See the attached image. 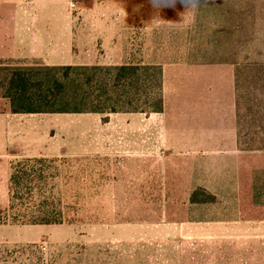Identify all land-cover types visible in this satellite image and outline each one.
Returning <instances> with one entry per match:
<instances>
[{
  "label": "rangeland",
  "instance_id": "374dc122",
  "mask_svg": "<svg viewBox=\"0 0 264 264\" xmlns=\"http://www.w3.org/2000/svg\"><path fill=\"white\" fill-rule=\"evenodd\" d=\"M39 1L24 0L25 13H35ZM8 2L11 7L17 0ZM59 2L52 4L55 13L74 17L113 14L128 20L133 16L138 22L147 19L151 27L159 16L166 19L167 25L162 29L156 31L154 28L149 32L152 38L150 59L158 63L171 66L188 61L203 62L206 55L235 62L246 57L252 62H264V0L248 3L204 0L197 8L191 32L193 14L188 3L159 8L145 0H68L65 5ZM248 4L250 7H244ZM238 25L243 28L238 30ZM133 31L140 36L146 35L143 23H136ZM170 74L164 84L162 70L161 91L150 90V94L157 91L163 100V110L152 112V151L145 150L144 144L137 145L138 134H129L125 121L116 118L118 113H61L35 117L50 124L48 138L41 135V154L37 157L100 160L99 164L89 167L104 173L102 196L94 201L101 205L102 216L98 223L23 228L25 237L33 236L38 241L14 250L16 256L8 252V264H97L104 258H118V249L117 254H112L113 249L108 244L105 248L98 247L96 228L103 223H138L146 217L160 215L162 203L166 201L160 192L184 197L189 191L203 189L231 204L237 196L238 176H247L249 184L254 179L255 185L264 186V151H245L246 146L239 143L238 136L248 130H264V114L252 118L258 123L251 126V117L245 114L246 100L254 97L264 100V89L253 96L245 87L241 89L240 115L244 117L239 123L232 65L172 69ZM166 97L171 102L162 115L167 109ZM153 98L142 96L139 108L151 106L146 102L151 103ZM160 122L163 127L159 126ZM190 147L195 149L189 150ZM24 158L27 157L14 161ZM9 173L10 166L7 173L0 176L3 193L8 192ZM218 208L222 210L223 206ZM104 250L110 254L102 255Z\"/></svg>",
  "mask_w": 264,
  "mask_h": 264
},
{
  "label": "crops",
  "instance_id": "0c3cea01",
  "mask_svg": "<svg viewBox=\"0 0 264 264\" xmlns=\"http://www.w3.org/2000/svg\"><path fill=\"white\" fill-rule=\"evenodd\" d=\"M23 1L17 0L16 5L10 7L8 0H0L2 62L42 63L50 67L158 66L163 70L164 84L170 79L172 69L214 65L188 61L170 66L152 61L149 32L154 28L159 31L167 25L166 19L161 16V19L152 22L151 27L147 19L138 22L133 16L124 20L113 14L74 17L55 13L52 4L60 1L61 5H65L68 0H40L35 13H25ZM145 1L159 8L188 3L193 14L189 32L194 28L199 0ZM136 23H143L146 35L140 36L133 31ZM165 102L167 109L162 115L168 111L171 101L166 97ZM39 115L46 114L0 112V176L7 173L15 159L40 156L41 135L48 138L50 124L35 118ZM153 115L118 113L115 116L125 121L129 134H138L137 145L144 144L145 150L152 151ZM162 124L160 122L159 126L163 127ZM237 188V196L231 204L221 201V197L211 191L208 193L214 197V201L209 203L192 201L194 190L184 197L174 196L172 192H160L161 198L166 200L162 203L160 215L146 217L138 223L130 221L98 225L95 230L98 247L108 244L113 249L111 253H118L120 257L104 258L103 262L98 260L97 264H264V218L251 217V206L242 200L240 185ZM8 204V192L0 190V210H6ZM218 206H223V209L218 210ZM25 227L34 226L0 225V264H8V252L13 253L23 245L38 241L33 236L25 237ZM98 254L101 255L99 250ZM109 254L108 250L102 253L105 256Z\"/></svg>",
  "mask_w": 264,
  "mask_h": 264
},
{
  "label": "trees",
  "instance_id": "16d2710c",
  "mask_svg": "<svg viewBox=\"0 0 264 264\" xmlns=\"http://www.w3.org/2000/svg\"><path fill=\"white\" fill-rule=\"evenodd\" d=\"M226 1V0H221ZM231 3L251 0H228ZM204 0H199V8ZM244 7H250V4ZM236 28L241 30L243 26ZM225 31H228L225 30ZM224 54V53H223ZM228 54V52L226 53ZM246 57L235 62L210 58L209 64H229L235 71L236 112L241 116V89L253 96L264 89V62ZM163 83L162 68L129 64L120 66L50 67L42 63L27 65L0 61V112L19 114L55 113H152L163 110L157 91ZM154 88L153 93L150 90ZM151 96V105L139 108L141 97ZM148 101V100H147ZM150 102V101H149ZM245 114L252 118L264 114V100H246ZM239 143L245 151H264V130L240 133ZM98 158H24L10 163L8 180L9 206L0 211V225L55 226L89 224L101 221V205L94 201L102 196L104 173L90 164ZM239 176L241 197L251 208L252 218H264V186L247 183ZM253 178V177H252ZM249 184V185H248ZM192 201L209 203L214 197L203 189L193 191ZM250 200V201H249ZM249 201V202H248ZM248 209V208H247Z\"/></svg>",
  "mask_w": 264,
  "mask_h": 264
}]
</instances>
